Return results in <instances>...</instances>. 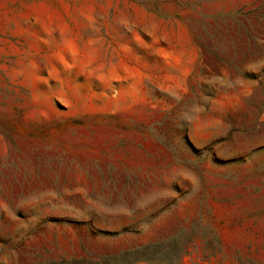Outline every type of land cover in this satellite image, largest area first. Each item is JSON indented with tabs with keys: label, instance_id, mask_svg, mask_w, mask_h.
Here are the masks:
<instances>
[{
	"label": "rangeland",
	"instance_id": "rangeland-1",
	"mask_svg": "<svg viewBox=\"0 0 264 264\" xmlns=\"http://www.w3.org/2000/svg\"><path fill=\"white\" fill-rule=\"evenodd\" d=\"M136 249L264 264V0H0V264Z\"/></svg>",
	"mask_w": 264,
	"mask_h": 264
},
{
	"label": "trees",
	"instance_id": "trees-1",
	"mask_svg": "<svg viewBox=\"0 0 264 264\" xmlns=\"http://www.w3.org/2000/svg\"><path fill=\"white\" fill-rule=\"evenodd\" d=\"M124 232H126L125 229L121 231V233H124ZM102 234L114 236V235H117L118 233L103 232ZM81 249L84 251L85 255H89L88 252H86V250L84 249V247L81 246ZM135 251H137V249L121 252L118 254H112V255H98L94 259L92 258H72L70 260H62L61 263L63 264H114L118 261L126 260L127 256H129L130 253L135 252ZM138 261H139L138 258H134L132 260H129L128 262L126 261V264H134Z\"/></svg>",
	"mask_w": 264,
	"mask_h": 264
}]
</instances>
